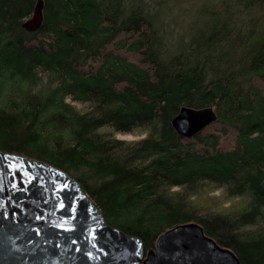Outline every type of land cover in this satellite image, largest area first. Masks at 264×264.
<instances>
[{
  "label": "trees",
  "instance_id": "trees-1",
  "mask_svg": "<svg viewBox=\"0 0 264 264\" xmlns=\"http://www.w3.org/2000/svg\"><path fill=\"white\" fill-rule=\"evenodd\" d=\"M38 1L0 0V150L68 173L145 252L194 222L264 264V2L219 0V24L174 52L153 0H42L28 32ZM183 106L217 121L180 137Z\"/></svg>",
  "mask_w": 264,
  "mask_h": 264
},
{
  "label": "water",
  "instance_id": "water-1",
  "mask_svg": "<svg viewBox=\"0 0 264 264\" xmlns=\"http://www.w3.org/2000/svg\"><path fill=\"white\" fill-rule=\"evenodd\" d=\"M42 22L43 2L39 0L22 27L35 32ZM216 121L212 107L183 106L171 125L180 137L189 139ZM20 173L43 180L21 193L12 189L13 183L24 187ZM0 264L241 262L194 222L166 230L155 248L145 252L139 237L106 222L100 208L68 173L42 160L0 150Z\"/></svg>",
  "mask_w": 264,
  "mask_h": 264
},
{
  "label": "rangeland",
  "instance_id": "rangeland-1",
  "mask_svg": "<svg viewBox=\"0 0 264 264\" xmlns=\"http://www.w3.org/2000/svg\"><path fill=\"white\" fill-rule=\"evenodd\" d=\"M218 1L153 0L157 11V22L162 25L165 39L172 51H181L182 47L188 43L200 42L212 28L219 24L220 18L213 17L211 14L212 12L216 15L221 13ZM263 16V10L254 14L255 19H261ZM67 101L70 102L69 99ZM72 105L82 111L86 109V105L83 104L72 102ZM114 135L126 141H135L145 137L144 132L137 130L124 134L114 132Z\"/></svg>",
  "mask_w": 264,
  "mask_h": 264
},
{
  "label": "snow or ice",
  "instance_id": "snow-or-ice-1",
  "mask_svg": "<svg viewBox=\"0 0 264 264\" xmlns=\"http://www.w3.org/2000/svg\"><path fill=\"white\" fill-rule=\"evenodd\" d=\"M21 177V182L24 183V187H19L18 184L13 183L12 184V189L15 191H19L21 193L27 192L31 189V186L36 184L37 186L39 185V182L43 180V177H36L33 176L31 179H28L27 177H24L22 173L19 174ZM41 217H37V219H40ZM75 243V241H73ZM79 251V249H77Z\"/></svg>",
  "mask_w": 264,
  "mask_h": 264
},
{
  "label": "flooded vegetation",
  "instance_id": "flooded-vegetation-1",
  "mask_svg": "<svg viewBox=\"0 0 264 264\" xmlns=\"http://www.w3.org/2000/svg\"><path fill=\"white\" fill-rule=\"evenodd\" d=\"M262 2H264V0H262Z\"/></svg>",
  "mask_w": 264,
  "mask_h": 264
}]
</instances>
